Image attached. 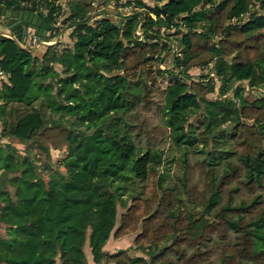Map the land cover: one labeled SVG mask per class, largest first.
<instances>
[{
    "label": "trees",
    "instance_id": "16d2710c",
    "mask_svg": "<svg viewBox=\"0 0 264 264\" xmlns=\"http://www.w3.org/2000/svg\"><path fill=\"white\" fill-rule=\"evenodd\" d=\"M61 1L0 0L62 33L0 34V264H264V0Z\"/></svg>",
    "mask_w": 264,
    "mask_h": 264
},
{
    "label": "rangeland",
    "instance_id": "374dc122",
    "mask_svg": "<svg viewBox=\"0 0 264 264\" xmlns=\"http://www.w3.org/2000/svg\"><path fill=\"white\" fill-rule=\"evenodd\" d=\"M145 1H146L149 5H154L155 2H156L157 0H145ZM74 2H75V1H74ZM61 3H62V5H63V14L61 15V18H60V20H59V24H60V25L62 26V28H63V27H65V25H66L68 19L71 17V15H72V13H73V11H72V9H73V8H72V7H73V4H72V2H69L68 0H62ZM77 4H79V3L77 2ZM78 7H79V5H78ZM120 11H124V12H127V11H128V12H129V11H130V8H129V7L121 8ZM2 20H4V18H2ZM2 24L4 25V21L2 22ZM65 32H66V31H65ZM67 33H68V32L64 33V38L66 39L65 42H67V41L69 40ZM59 35H61V33H60ZM59 35H58V36H59ZM178 37H180V33H178V34L175 36L174 39L177 40ZM167 48H168V45H166V46L163 48V50L161 51V53H160L159 56L162 57L163 53L167 50ZM177 50H178V49H177ZM162 67H163V68H166V69H167V68H168V69H169V68L171 69V68H172V64L169 63V61H167V62H165V63L162 65ZM57 68H58L59 70L62 69V67H61L60 65H57ZM206 70H207V68H206ZM206 70H205V68H203V67H193V68H191L190 73H191L193 76L197 77V76L201 75L203 72H206ZM164 83H166V82H164ZM218 88H219V83H217V89H218ZM215 92H216V91H215ZM201 129H202V128H201ZM201 129H200V127L196 128V132L199 133ZM7 140H8V139H4V140H0V141L3 142V143H5V142H7ZM13 143H14L17 147H19L20 149H24V148H25V144H23V143H18L17 141H13ZM198 147H199V148H202V144H199ZM181 152H182V149H181L180 147L174 146V145L172 144V147L170 148L169 153H168V157L171 158L172 156H175V157H176V156H179ZM61 155H62V151H58V150H56V151L54 152V157H53L54 160H55V159H58ZM164 167H165V169H166L167 171H169L170 173H172V172L177 168L176 161L174 160L172 163L167 164V165H165ZM44 176H45V178L47 179V175L44 174ZM124 210H125V208H124L123 206H120V207H119V215H120V217H121L122 213L124 212ZM0 233L3 234V235H6V234H7V228H6V226L3 225V224H1V223H0ZM134 236H135V234H130V235H126V236H124V237H121V238H119V239L111 238L109 244L111 245L112 243H115V244H114V247H112V248H113V249H116V250L121 249V248H127V247H129V246H131V245L133 244ZM86 252H87V255H88V256H89V255L91 256V259H90L91 261H90V263H91V264H95L94 261L92 260V255H91V252H90V246H89V245L86 246ZM132 252H133L134 254H138V253H140L139 251H136V252L132 251Z\"/></svg>",
    "mask_w": 264,
    "mask_h": 264
},
{
    "label": "water",
    "instance_id": "95a60500",
    "mask_svg": "<svg viewBox=\"0 0 264 264\" xmlns=\"http://www.w3.org/2000/svg\"><path fill=\"white\" fill-rule=\"evenodd\" d=\"M0 17H5L7 26L19 38H23L30 27L40 36L47 35L49 26L45 21L46 14L43 11L35 13L31 10H10L5 6H0Z\"/></svg>",
    "mask_w": 264,
    "mask_h": 264
},
{
    "label": "built area",
    "instance_id": "2783aa9c",
    "mask_svg": "<svg viewBox=\"0 0 264 264\" xmlns=\"http://www.w3.org/2000/svg\"><path fill=\"white\" fill-rule=\"evenodd\" d=\"M123 13H126L122 11ZM140 33V32H139ZM0 34L17 39L24 47L30 48L32 51L38 50L42 45H52L60 41L61 35L52 39H45L37 33L33 32V28H29L27 34L23 38H19L11 29L5 30L0 27ZM207 71L210 73V77H214V73L211 72L210 67H207ZM8 74L0 67V79H7Z\"/></svg>",
    "mask_w": 264,
    "mask_h": 264
},
{
    "label": "crops",
    "instance_id": "0c3cea01",
    "mask_svg": "<svg viewBox=\"0 0 264 264\" xmlns=\"http://www.w3.org/2000/svg\"><path fill=\"white\" fill-rule=\"evenodd\" d=\"M8 80V77H7V79H0V85H1V83L3 82V81H7ZM6 139V138H5ZM1 140H4V139H1ZM109 242H110V239H109V241H108V243L106 244V246H105V249H107V250H109V251H116V249H113L112 247H114V244L115 243H112L111 245L109 244ZM90 252H91V249H90ZM91 255H92V253H91ZM88 256V255H87ZM91 259V256L89 255L88 256V264H91L90 263V260ZM92 260H93V256H92ZM94 261V260H93ZM95 263V262H94ZM96 264V263H95Z\"/></svg>",
    "mask_w": 264,
    "mask_h": 264
}]
</instances>
